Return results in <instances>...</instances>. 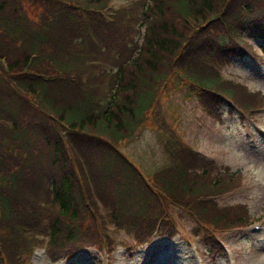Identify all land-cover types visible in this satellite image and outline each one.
I'll list each match as a JSON object with an SVG mask.
<instances>
[{"label": "trees", "instance_id": "1", "mask_svg": "<svg viewBox=\"0 0 264 264\" xmlns=\"http://www.w3.org/2000/svg\"><path fill=\"white\" fill-rule=\"evenodd\" d=\"M91 2L97 3L98 0H91ZM140 7V15L145 26L141 41L136 43L132 52L117 59L114 95L103 111L104 119L119 130L126 129L132 123L141 107V102L148 101L155 79L167 71L170 56L183 49L186 37L189 39L194 32V28L184 23L178 12H185L196 20L212 19L205 27L209 34L206 43L210 45L211 56L216 50L219 54H224L223 59L226 60L233 55L242 56L241 52L250 48L232 33L233 26L237 22L241 29L245 25L264 53V3L261 0H142ZM90 24V17L76 13L67 0H0V58H5L9 70L15 72L24 65L29 53H45L44 48L53 34L69 29L78 36L83 35L82 33L86 27H90ZM224 31L230 39L228 43ZM83 39L89 40L88 34ZM201 39L200 44H204L205 39L203 37ZM18 41L23 44H19ZM187 45L190 46L188 43ZM194 45L197 43L192 46ZM221 57L214 60H219ZM2 69L3 66L0 64V75H2ZM2 76H0V108L7 111L14 120L15 136L27 139L24 127L32 120L30 109L22 99L14 95L13 91L16 89L10 82L14 83L15 78H10L9 82ZM201 83L208 87L223 86V91L231 97H238L239 87L229 82L223 84L219 77L213 80L206 78V81ZM14 84L19 85L18 81ZM28 86L30 91L38 87L44 88L41 82ZM115 94L120 95L118 102L115 100ZM240 98L243 106H247L258 105L263 97L258 94L254 97L242 95ZM95 120L96 116L88 115L83 119H73L71 125H76L82 131L94 130ZM36 137L42 142L41 151L48 156L51 172L59 177V185L54 192V200L58 202L59 210L54 216L52 214L47 226L39 227L36 224L37 221H33L31 228L40 234H47L48 243L54 251V254L50 253L49 257L53 260L60 256L61 248L66 243H72L77 239L78 227L71 224L78 218L79 205L76 201L79 197L76 182L61 150V140L47 129L45 133ZM76 137L94 139L86 135H76L72 138L76 139ZM101 159L100 165H103L104 171L100 169V178L105 176L103 181L107 177L118 178L111 175L113 172L111 167L115 163L118 164V158L113 157L106 150ZM4 168L5 163L0 160V169ZM118 176H121L124 181L121 187L124 194L110 202L111 213L117 222L120 215L128 214L129 222L134 227L136 226L135 218L142 213L146 195L141 181L137 179L134 172L128 177ZM16 178L7 181L8 187L11 188L7 187L9 191L0 190V258H5L7 264H19V255L22 253L18 249L23 241L30 243L23 239L29 230L20 224L24 217L34 220L39 218V212L35 207L21 200ZM235 182L236 178L232 176H221L214 187L215 190L224 189ZM22 206L24 210L20 215L19 210ZM131 209L136 211L133 212ZM15 215L20 216L15 217ZM241 222H246V218H241L235 223L241 224ZM22 250L26 251V247Z\"/></svg>", "mask_w": 264, "mask_h": 264}, {"label": "rangeland", "instance_id": "2", "mask_svg": "<svg viewBox=\"0 0 264 264\" xmlns=\"http://www.w3.org/2000/svg\"><path fill=\"white\" fill-rule=\"evenodd\" d=\"M124 1H134L136 3L137 0H111L110 5L118 7ZM261 2L264 3V0H261ZM256 53H258V49H256ZM260 61L262 60L260 59ZM217 66L220 77L240 81L250 91L260 88L264 97V73L259 59L235 57L232 61H223ZM174 89L176 91L167 98V101L176 103H170L166 106L164 110L166 122L169 125L171 123L178 130L177 123L170 117V111L177 112L180 110L179 123L182 130L181 134L185 139H191V129L195 127L200 133L201 142L199 143L200 139L195 131L197 138L192 143L198 144L204 152L214 157L218 163L226 164L239 172L242 178L241 187L220 200L224 203H243L248 214L253 219L258 220H253L252 223H258L259 228L252 229L251 223L244 231L235 232L231 230L221 239L226 248V255L209 259L203 252L202 244L195 237H192L189 232L193 226L192 221L182 213L174 210L178 234L165 245L162 244L163 240L154 237L155 240L153 239L154 242L151 244L141 247L133 246L128 251L127 247H130L131 238L124 232L112 230L108 226L109 233L115 239L122 238L126 241L124 245L119 246V244H116L109 254L99 253L95 249L89 248L78 257L80 259L79 264H195L194 251L200 255V264H264V258L258 259L255 256L260 253L264 257V207L262 205L264 201V136L256 144L252 141H248V145L243 144L241 142L243 130L251 126L249 120L245 121L240 127L238 126L237 116L230 114L228 110L213 120L210 114L202 111L197 106V100L193 99L194 94L188 93L185 95V91L188 90L183 86ZM184 99L190 100H186L185 103ZM260 110L254 114V117L256 118V125L264 131V102ZM260 136V131L254 127L245 130V138L247 139L259 138ZM162 138L163 134L156 133L150 128L146 129L143 136L133 143L131 149L133 153H136V150L140 148L146 149L161 164V162L167 160L162 150ZM254 146H256L257 151H254ZM144 157L148 158L146 151H144ZM138 161L143 163L144 159L139 157ZM153 166L154 163L150 159L145 164L144 175H148ZM237 239L238 241L235 242ZM231 242H234L233 245ZM32 261L33 263L43 264L42 260L35 256Z\"/></svg>", "mask_w": 264, "mask_h": 264}, {"label": "bare ground", "instance_id": "3", "mask_svg": "<svg viewBox=\"0 0 264 264\" xmlns=\"http://www.w3.org/2000/svg\"><path fill=\"white\" fill-rule=\"evenodd\" d=\"M147 259H148V257H147ZM162 263V262H161ZM149 264V263H148Z\"/></svg>", "mask_w": 264, "mask_h": 264}]
</instances>
